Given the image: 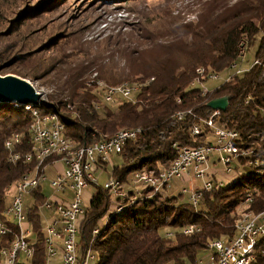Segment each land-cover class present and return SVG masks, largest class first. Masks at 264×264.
<instances>
[{
    "label": "trees",
    "instance_id": "16d2710c",
    "mask_svg": "<svg viewBox=\"0 0 264 264\" xmlns=\"http://www.w3.org/2000/svg\"><path fill=\"white\" fill-rule=\"evenodd\" d=\"M60 1L40 0L39 5L26 7L12 20L10 31L16 33L15 26L27 18L52 11ZM199 10L196 22L182 24L172 20L163 31L151 34L142 31L127 40L120 38L116 42L118 51L114 52L119 56L116 61L102 57L80 63L59 61L64 69L55 74V70L44 67L39 59L38 63L30 62L28 71L21 68L16 71L33 82L41 83L48 78L50 101H43L37 107L42 112L59 114L65 127L63 133L77 145L108 139L119 128H140L135 139L124 142L117 153L121 162L110 171L111 178L122 184L140 169L157 171L169 166L181 147L213 145L208 138L210 133L214 135L212 128L203 125L201 134L192 135L190 127L210 116L212 109L207 101L215 97L231 96L226 110L219 111L213 118L214 127L237 131V145L251 151L237 160L238 165L251 167L250 172L239 173L230 183L212 181L210 189H197L200 199L195 207L189 202L178 203L176 196L162 197L161 192L151 194L148 187L143 188L139 196L129 188L127 197H135V201H122L123 208L109 214L99 225L100 219L108 214L112 200L106 187L96 186L85 217L79 223L78 264L88 248L95 254V264H196V258L206 250L210 240L233 235L235 219L240 215L236 212L237 206L244 204L248 193L252 201L246 204L245 210L257 214L264 208V115L260 112L264 108V0H206L200 2ZM6 35L2 33L0 39ZM242 38L247 40L248 50L253 49L252 59L257 58L260 64L239 76L234 75L209 94L190 87L200 67L212 72L227 70L237 56L236 45ZM55 43L53 40L15 53L0 64V72L12 65L27 64L32 56L37 57ZM111 52H107V58ZM91 70H95V78L103 80L107 86H119L130 79V84L138 85L131 92L133 100L115 95L113 102H106L104 88L86 84ZM23 106L0 102V221L6 224L12 223L5 215L10 205L6 203L7 189L18 183L31 166L23 160L11 163L10 150L5 147L9 136L18 133L22 141L13 150L17 153L32 151L34 142L29 129L33 116ZM178 109H191L193 115L175 120L172 114ZM31 195L36 203L25 213L30 222L27 225L34 232L31 240L36 238L37 241L34 256L28 259L22 255L15 264L48 263L43 241L44 216L37 206L45 196L40 187ZM188 226L196 229L183 233ZM12 228L13 233L0 237V248L11 245L17 233V229ZM96 228L100 231L94 235ZM167 229L171 232L165 236ZM255 246L251 264H264V237H260Z\"/></svg>",
    "mask_w": 264,
    "mask_h": 264
},
{
    "label": "built area",
    "instance_id": "2783aa9c",
    "mask_svg": "<svg viewBox=\"0 0 264 264\" xmlns=\"http://www.w3.org/2000/svg\"><path fill=\"white\" fill-rule=\"evenodd\" d=\"M246 41L245 38L240 40L237 45V58L230 65L235 69L234 73L237 74L258 63L257 60H254L252 65L245 64ZM195 76V80L197 79L200 84L204 78L211 80L217 78L216 74L210 75L201 67L196 69ZM96 85L104 86V83L98 80ZM135 88L127 81L120 86H108L104 89V99L106 102H113L115 95L128 98ZM201 93L206 94V89H203ZM23 107L28 112L31 111L33 116L29 129L34 142L32 151L17 153L13 150L22 141V137L18 133H12L9 136L5 147L10 150L8 160L11 163L17 164L19 160H23L30 163L31 166L22 174L19 182L14 185L15 192L5 212L6 216L12 215L14 220L10 224L0 221V237H6L13 233L14 229L12 227L17 229L11 245L8 248L4 246L0 248V264H15L22 255L28 259L34 256L37 241L36 238L31 240V237H34V232L33 228L27 225L29 217L25 213L23 197L25 193L32 194L33 190L39 187L45 196L43 186L48 182V186L53 189L54 197L45 202V207L51 213V217L47 218L46 222L42 224L45 231L43 241L47 249L46 254H48V259L55 257L57 253L62 254V263L60 264H78L77 235L80 231L79 223L85 217V209L89 204L84 199L86 189L89 185L97 182L96 170L102 168L110 160L111 154L119 153L125 141L135 139L140 129L119 128L108 139L88 144L84 143L81 146L63 133L65 127L59 118V114H41L32 105H24ZM191 112V109L178 110L173 114V118L182 120L185 116L193 115ZM218 112L219 110L211 112V116L206 119L202 118L190 127L193 135L201 134L203 125L212 128L216 137L215 145L181 147L176 154V158L169 166L157 171L140 169L133 172L131 175L133 182L141 184L142 189L148 187L152 194L168 187V182L173 178L189 179V175L192 173L194 178L204 179L206 175H210L208 174V165L209 153L212 151L218 153V160L225 164V171H227V175H230L233 171L229 167L231 162L248 155L251 151L249 149L242 150L237 145L235 141L239 138L237 131L214 127L213 118ZM260 112L264 115V108ZM252 162V160H249V163ZM253 163L257 164L256 161ZM49 171L54 172L53 177L48 175ZM204 182V190L212 187L210 181L205 180ZM104 186L108 189L109 197L115 199L108 209L110 215L123 208L122 201L128 199L129 202H134L136 199L135 197H127V190L119 180L112 178ZM184 191H186L185 188H183L182 193ZM199 199L200 193L197 191L192 192L189 199L190 204L195 207ZM251 201L252 195L248 193L244 202L247 204ZM9 219H11L10 216ZM235 220V230L231 237L225 236L217 240L212 239L207 243L206 250L212 249L214 251L213 255L208 257V264H251L253 261L255 245L260 237H264V208L257 214L251 210L241 213ZM195 229L194 226H188L183 229V233H192ZM99 231L96 228L94 235L99 234ZM170 232L167 230L164 233L165 236L170 235ZM200 258H196V264H201ZM93 259H95V254L88 249L83 264H87L88 261Z\"/></svg>",
    "mask_w": 264,
    "mask_h": 264
},
{
    "label": "rangeland",
    "instance_id": "374dc122",
    "mask_svg": "<svg viewBox=\"0 0 264 264\" xmlns=\"http://www.w3.org/2000/svg\"><path fill=\"white\" fill-rule=\"evenodd\" d=\"M201 1L206 0H126L123 2L120 0H61L52 11L49 10L44 12L36 18H27L22 24L15 26L17 31L13 33L10 31V27L17 13L25 10L26 7L36 6V3L39 5L40 0H0V35L2 33L7 34L0 39V64L12 58L15 53L19 54L26 50H32L36 47H40L43 43L48 44L53 40L56 42L53 47H47V50L38 53L37 57L33 58L34 56H32L27 64L23 63L22 65L17 64L15 66L12 65L3 68L0 74L5 75L13 73V75H15L17 74L16 71L20 68L28 71V67L31 63L33 61L38 63L40 61L39 59H41L44 67L55 70V74L64 69V66L58 63L59 61L67 63V61L72 60L75 63H80L82 60H92V57H102L104 60L107 59V61L111 59L112 61H116V58H119V56L114 52L118 51L116 42H119L120 38L127 40L128 37L141 34L142 31L150 34L163 31L169 26V22L172 20L182 24L196 22L198 20ZM22 45L24 46L21 47ZM109 51H112L111 53L113 54L110 53L109 58H107V52ZM31 52L34 53L36 51ZM246 52L247 57L244 58L246 61L245 64H250V62L253 61V49L248 50L246 47ZM235 59L233 61H235ZM120 62L121 59L118 63ZM230 65L227 67V70L221 72H212L211 70L201 67L206 73H210V75L216 74L217 78L214 80L204 78L201 80L202 83L200 84L197 82V79L195 80V76L190 87H198L201 92L203 89H206V94L213 92L215 87L222 83H226L234 75L239 76L240 73L243 72L238 74L234 73L235 69ZM96 75L97 72L91 70L86 78V84L94 87L97 86L96 82L100 79L95 78ZM47 79L48 78H44L41 83L32 81L37 89L43 93L41 101L43 100L44 102L50 101L49 93L51 89L46 84ZM129 80L130 79L124 80L123 82L127 81L130 83ZM132 86L133 88L138 87L136 84ZM126 99L133 100L131 94L130 97ZM208 138L210 142L215 145L216 138L212 133L208 135ZM174 146L177 147L176 144H174ZM218 157L219 155L215 151L209 153V176L206 175L204 179L194 178L191 173L189 179L173 178L168 182V187L159 191L161 192V196H176L178 198V203H190L189 199L192 192L197 191L199 188L203 189L205 180L210 181L212 184V181L215 183H230L239 173H249L251 170V167L247 165L240 166L238 165V161L234 160L229 166L233 171L230 175H227L225 164L219 161ZM109 159L110 160L107 161L102 168L96 170L97 182L89 185L86 189L84 199L87 203H89L90 197L96 186L105 187V183L111 181V168L121 162V159L115 153L111 154ZM53 174L54 172L52 171L48 172L50 177H53ZM48 183L43 186L45 192L44 200H42V202L37 201L39 212L44 216V222H46L47 218L51 217L49 209L45 207V202L54 197L53 189L48 186ZM123 185L126 190L129 188L135 189L137 192L136 196L138 194L142 195L141 184H135L131 175L128 176V180ZM183 188H185L186 191L182 193ZM7 190L6 203L10 204V198L15 192L14 186L9 187ZM149 194L150 193H148V195ZM110 199L112 203L115 201L113 197H110ZM23 202L26 210L29 207L32 208L36 203L34 195L32 196L30 193L24 194ZM245 208L246 202H244V204H239L236 212L238 214H243L249 211L245 210ZM9 216L11 218L10 220L13 221V216ZM103 221H105L104 217L100 219L99 225ZM161 232L164 233L163 230H161ZM213 252L212 249H207L206 251L202 250L200 252L201 264H208V257L212 256ZM95 262V260H91L88 264H95Z\"/></svg>",
    "mask_w": 264,
    "mask_h": 264
},
{
    "label": "water",
    "instance_id": "95a60500",
    "mask_svg": "<svg viewBox=\"0 0 264 264\" xmlns=\"http://www.w3.org/2000/svg\"><path fill=\"white\" fill-rule=\"evenodd\" d=\"M42 94L37 89L36 85L31 81L27 80L21 75H13L8 73L5 75L0 74V102L3 103H19L21 105H38L41 101ZM231 96H220L215 99H209L207 105L212 110L224 111L228 107V99Z\"/></svg>",
    "mask_w": 264,
    "mask_h": 264
},
{
    "label": "bare ground",
    "instance_id": "6f19581e",
    "mask_svg": "<svg viewBox=\"0 0 264 264\" xmlns=\"http://www.w3.org/2000/svg\"><path fill=\"white\" fill-rule=\"evenodd\" d=\"M245 48H246V45H245ZM237 54H238V52H237ZM246 57H247V52H246ZM254 60H257L258 61V59L257 58H255V59H253V61L252 62H250V65H252L253 64V62H254ZM256 64H260V61H258V63H256ZM256 64H253V65H256ZM252 65V66H253ZM102 81V80H101ZM104 83V82H103ZM193 83V82H192ZM121 85V84H120ZM119 85V86H120ZM98 86V85H97ZM114 86H116V85H114ZM98 87H102V88H104V89H106V87H108L107 85H105V83H104V86H98ZM41 102H43V100L42 101H40V103ZM39 103V104H40ZM18 105H21V104H19V103H17ZM38 104V105H39ZM27 105V104H26ZM29 105H32L33 107H35L36 109H38V107L36 106V105H33V104H29ZM29 105H27V106H29ZM39 111H40V109H38ZM220 111V110H219ZM31 112V111H30ZM41 112V114H43V113H54V112H42V111H40ZM212 112H214V110H212ZM32 114V113H31ZM55 114V113H54ZM57 114V113H56ZM210 116H211V113L209 114ZM136 128H139V127H136ZM136 128H134V129H136ZM140 129V128H139ZM140 133V132H139ZM5 145H6V142H5ZM108 215L109 214H106L105 216H104V219H105V221L107 220V218H108ZM105 221H103L102 223H104ZM101 223V224H102ZM100 224V225H101ZM99 229V228H98ZM88 249H90V248H88ZM91 250V249H90ZM92 251V250H91ZM87 252V251H86ZM85 255H86V253H85ZM84 259H85V256H84V258H83V261H82V264H83V262H84ZM91 261V260H90ZM89 262V261H88ZM88 262H87V264H88Z\"/></svg>",
    "mask_w": 264,
    "mask_h": 264
},
{
    "label": "crops",
    "instance_id": "0c3cea01",
    "mask_svg": "<svg viewBox=\"0 0 264 264\" xmlns=\"http://www.w3.org/2000/svg\"><path fill=\"white\" fill-rule=\"evenodd\" d=\"M47 262L48 263H46V264H60V263H62V254L57 253V255L55 257L48 259ZM80 264H82V262Z\"/></svg>",
    "mask_w": 264,
    "mask_h": 264
}]
</instances>
